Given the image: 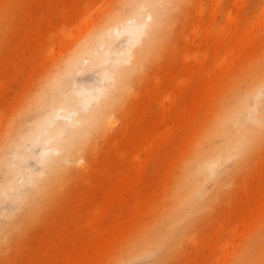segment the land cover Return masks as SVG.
Here are the masks:
<instances>
[{"label": "bare ground", "instance_id": "obj_1", "mask_svg": "<svg viewBox=\"0 0 264 264\" xmlns=\"http://www.w3.org/2000/svg\"><path fill=\"white\" fill-rule=\"evenodd\" d=\"M1 107L0 264H264V0H0Z\"/></svg>", "mask_w": 264, "mask_h": 264}, {"label": "rangeland", "instance_id": "obj_2", "mask_svg": "<svg viewBox=\"0 0 264 264\" xmlns=\"http://www.w3.org/2000/svg\"><path fill=\"white\" fill-rule=\"evenodd\" d=\"M83 80V79H82ZM91 82V77H85V81L86 82ZM8 119V115L5 111L4 108H0V121H1V125H0V133L3 131V126H4V121ZM38 150V149H37ZM37 150H35L37 152ZM32 163V164H31ZM30 163L29 160V167H31L32 169H35V166L33 165V162ZM33 166V167H32ZM27 192V188H22L20 191V196L23 197ZM49 213V212H48ZM50 215L52 214V212L49 213ZM5 220L3 218L0 219V227L3 226ZM41 229V224L38 222L32 223L27 230L23 233H19L18 236L13 240V244H15V249L12 251H8L5 255L6 257V263L10 264L11 262H14L13 260L18 258V255L22 254L23 252H27V251H31V249L33 248V239L35 238V236L40 232ZM18 249V252H17ZM18 255H17V253Z\"/></svg>", "mask_w": 264, "mask_h": 264}]
</instances>
